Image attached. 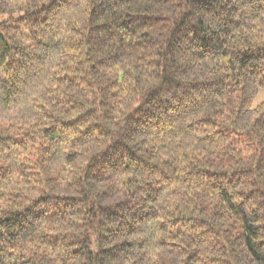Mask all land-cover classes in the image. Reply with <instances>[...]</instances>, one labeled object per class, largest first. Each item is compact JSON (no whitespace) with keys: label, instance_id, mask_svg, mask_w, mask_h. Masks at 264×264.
Returning a JSON list of instances; mask_svg holds the SVG:
<instances>
[{"label":"trees","instance_id":"16d2710c","mask_svg":"<svg viewBox=\"0 0 264 264\" xmlns=\"http://www.w3.org/2000/svg\"><path fill=\"white\" fill-rule=\"evenodd\" d=\"M0 264H264V0H0Z\"/></svg>","mask_w":264,"mask_h":264},{"label":"rangeland","instance_id":"374dc122","mask_svg":"<svg viewBox=\"0 0 264 264\" xmlns=\"http://www.w3.org/2000/svg\"><path fill=\"white\" fill-rule=\"evenodd\" d=\"M70 179H71V174L68 177H65L64 179L58 180L56 183H58L59 185L57 189L52 191V194L53 195H63V196L69 195V190L65 189V185L67 184L68 181H70Z\"/></svg>","mask_w":264,"mask_h":264}]
</instances>
